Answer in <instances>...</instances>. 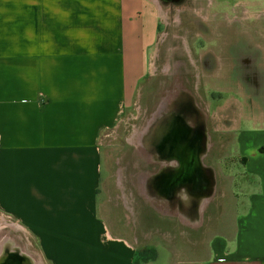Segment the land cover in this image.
I'll return each mask as SVG.
<instances>
[{
  "label": "crops",
  "instance_id": "1",
  "mask_svg": "<svg viewBox=\"0 0 264 264\" xmlns=\"http://www.w3.org/2000/svg\"><path fill=\"white\" fill-rule=\"evenodd\" d=\"M164 1L0 0V235L37 264H264V147L244 144L264 125L200 212L196 167L102 163L101 134L156 71Z\"/></svg>",
  "mask_w": 264,
  "mask_h": 264
},
{
  "label": "rangeland",
  "instance_id": "2",
  "mask_svg": "<svg viewBox=\"0 0 264 264\" xmlns=\"http://www.w3.org/2000/svg\"><path fill=\"white\" fill-rule=\"evenodd\" d=\"M207 3L204 0L164 1L163 42L159 44V56L151 60L156 71L147 87L137 92L133 104L123 111L115 127L103 132L100 138L102 163L111 169L118 170L119 164L125 167L169 160V151L160 148L163 156L158 155L136 142L139 132L164 103L168 104L166 109L173 110L177 108L175 100L183 99L189 106V112L185 111L184 115L188 118L190 114V120L186 119L188 126L181 124L184 131L192 132L190 138L197 163L195 196L201 198L221 195L225 169L234 168L242 161L237 151L238 138L243 132L254 130L255 125H264L261 122L264 119V0ZM204 6L210 10L206 24L200 15L205 14ZM205 39L211 42L204 46ZM187 40L191 42L193 58L188 52ZM255 120L260 122L255 124ZM247 143L252 148L264 147V132L246 134L245 146ZM203 164L218 169L215 177L218 187L211 189L217 183L202 168ZM229 173L235 174V171ZM170 177L159 181V185H167ZM151 194L149 191V224L155 219L154 208H159ZM164 206L171 212L175 209L170 202ZM153 252L148 249L145 257L154 256Z\"/></svg>",
  "mask_w": 264,
  "mask_h": 264
},
{
  "label": "bare ground",
  "instance_id": "3",
  "mask_svg": "<svg viewBox=\"0 0 264 264\" xmlns=\"http://www.w3.org/2000/svg\"><path fill=\"white\" fill-rule=\"evenodd\" d=\"M172 95H173V93H172ZM172 98H173V96H172ZM175 101H176L175 107L177 106V108L174 109V107H173V110H171V108L166 109L168 104L167 105H165V103L163 104V106H162L163 108L161 107L158 110V113H156V115L150 121V123L146 126V128L143 131L139 132L138 140L136 143L140 147L145 148L146 151H154V153H157L158 155L159 154L162 155L161 150L159 148H162L164 152L169 151L170 154H168L167 157L169 158L170 162L180 163V167L183 168L184 165H188L186 167H189L190 165L195 164V160H194L195 155L193 153L192 147H191L189 142H188L187 147L180 146V144H181L180 143V141H181L180 137H181V132L183 131V125L181 124L180 120L178 121V119H179L178 116H183L186 123H187L188 118L184 115V111L188 110L189 106L187 104H185V101L183 99H177ZM181 108L183 110H180ZM168 141L172 142V144L174 145V149L168 143ZM178 155L180 156L181 159H178L179 157L177 158ZM183 156L185 157L186 164H183L184 163L182 160ZM201 159H202V157H201ZM185 174L187 175V173H185ZM183 194H184V192H183ZM206 198H208V197H206ZM206 198L205 197H202V198L196 197V200L199 202L198 212H200L203 208H205L206 203H208L207 202L208 199L206 200ZM193 202H195V201H193ZM14 235H16V234H14ZM17 236H18V234H17ZM2 237L1 238L3 240L0 239V264H1V260H3V262H4V260L13 256L11 254V252L16 253L15 255H18L15 258V260L18 259L19 257L21 258V259L19 258L20 260H18L17 264H37L32 258H30L27 255L25 250L22 249V246L16 241L17 238H15L11 234H5V236L2 235ZM27 252H28V250H27Z\"/></svg>",
  "mask_w": 264,
  "mask_h": 264
},
{
  "label": "flooded vegetation",
  "instance_id": "4",
  "mask_svg": "<svg viewBox=\"0 0 264 264\" xmlns=\"http://www.w3.org/2000/svg\"><path fill=\"white\" fill-rule=\"evenodd\" d=\"M184 112H185V111H184ZM186 112L188 113L187 110H186ZM187 115H188V120H190V119H189L190 114H187ZM180 122H184V124L187 125V123H186V121H185V119H184L183 116L180 117ZM187 126H188V125H187ZM191 136H192V132H191V131H190V132H189V131L186 132V131H184V129H183V131L181 132V137H180V138H181V141H182V142L180 141V143H181L180 146H182V147H183V146H184V147H187L188 142H189L190 145H191V147H192L193 153H194V152H195V150H194L195 147L192 146L191 138H190ZM168 142H171V141H168ZM171 143H172V142H171ZM171 143H169V144H170V145L173 147V149H174V145L171 144ZM183 143H184L185 145H184ZM159 149H160V148H159ZM194 155H195V154H194ZM178 157H179V158H178ZM177 158H178V159H181L179 155L177 156ZM182 160H183V162H184L183 164H186V160H185V157H184V156H183ZM189 167H190V168H192V167H197V163L192 164V165H190ZM183 168H184V167H183ZM181 173H182V172H181ZM183 173H185V172H183Z\"/></svg>",
  "mask_w": 264,
  "mask_h": 264
},
{
  "label": "water",
  "instance_id": "5",
  "mask_svg": "<svg viewBox=\"0 0 264 264\" xmlns=\"http://www.w3.org/2000/svg\"><path fill=\"white\" fill-rule=\"evenodd\" d=\"M18 255H15V256H12L10 258H7L6 260H1V264H17L18 263V260H20L19 258L15 260V258L17 257Z\"/></svg>",
  "mask_w": 264,
  "mask_h": 264
}]
</instances>
